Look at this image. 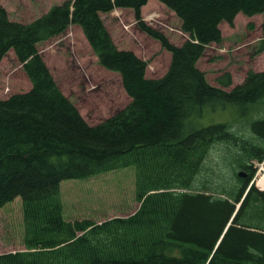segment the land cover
I'll list each match as a JSON object with an SVG mask.
<instances>
[{
	"label": "trees",
	"instance_id": "obj_1",
	"mask_svg": "<svg viewBox=\"0 0 264 264\" xmlns=\"http://www.w3.org/2000/svg\"><path fill=\"white\" fill-rule=\"evenodd\" d=\"M159 1L188 37L180 44L142 19L147 0H64L24 24L0 6V61L12 49L31 83L0 99V207L21 197L24 245L1 252L0 264H264V192L250 183L252 159L264 158V117L249 124L255 141L238 142L228 130L232 123L204 120L207 108L242 113L258 103L264 69H249L226 91L196 66L207 45L221 43L219 24H232L237 13L261 14L254 52L264 51V0ZM116 7L131 8L139 30L170 53L161 77H146L147 62L115 46L100 13ZM71 23L80 26L99 64L120 75L130 97L95 125L62 93L37 50ZM219 81L229 85V73ZM232 137L234 184L196 186L210 145L227 146ZM128 166L139 202L133 213L100 222L64 216L61 180Z\"/></svg>",
	"mask_w": 264,
	"mask_h": 264
},
{
	"label": "rangeland",
	"instance_id": "obj_2",
	"mask_svg": "<svg viewBox=\"0 0 264 264\" xmlns=\"http://www.w3.org/2000/svg\"><path fill=\"white\" fill-rule=\"evenodd\" d=\"M63 1L0 0V6L6 9L10 20L24 24L40 17L51 5ZM100 17L117 48L132 50L147 62L146 77L159 78L167 71L170 53L161 48L156 39L137 28L132 9L104 12L100 13ZM142 18L175 44L188 39L180 30V21L175 14L157 0H148L142 9ZM261 21V14H256L251 17H234L232 24L226 21L219 24L222 44L205 48L196 61V66L204 72L211 85L225 90L242 83L248 52L251 54L258 43L254 38L258 33L262 37ZM249 23H252L251 27ZM248 31H252V35L247 37ZM240 45L242 46L238 47ZM37 48L57 86L75 104L88 124L95 125L129 102L130 97L123 88L118 73L106 70L98 64L78 26H68L65 32L39 43ZM220 48H225V51L219 50ZM263 56L257 54L256 61L251 62L250 68L253 72L264 69V63L261 69L256 64L261 62ZM227 73L231 83L224 85L219 77ZM30 86L31 83L14 51L10 49L0 61V99L25 92ZM204 113L207 124L232 123L228 130L236 136L237 142L240 139L255 141L249 124L264 117V97L242 113L235 111L233 107L207 108ZM232 139L233 137L227 140L228 147L224 142L210 145L196 175V186L205 184L212 188L227 189L234 184L236 175L233 169L236 159L231 156V152L236 143ZM252 162L256 167L253 176L255 184L257 176L259 178L264 171L263 168L258 171V168L264 167V164H259L256 159H252ZM60 195L64 216L69 220L92 218L100 222L114 216L126 217L139 206L135 198V175L131 166L84 179H63L60 182ZM22 237V199L17 196L0 207V253L24 249Z\"/></svg>",
	"mask_w": 264,
	"mask_h": 264
},
{
	"label": "crops",
	"instance_id": "obj_3",
	"mask_svg": "<svg viewBox=\"0 0 264 264\" xmlns=\"http://www.w3.org/2000/svg\"><path fill=\"white\" fill-rule=\"evenodd\" d=\"M242 16H244L243 14H241V13H237V15L235 16V19L236 18H239V17H242ZM222 24V23H221ZM250 35H252V31H248L247 32V34H246V36L248 37V36H250ZM261 38V33H258L257 34V36L254 38L256 41L257 40H259ZM252 42V41H251ZM250 42V43H251ZM222 44V43H221ZM221 44H218V45H221ZM242 45H240V46H238V47H241ZM246 46V45H245ZM214 47H216V44H213V43H211L210 45H208L207 46V48H214ZM219 50H223V51H225V48H220ZM253 52V51H252ZM220 53V55H223L222 54V52H219ZM263 54L264 53H259V56H263ZM248 63H247V67H246V69H245V71L243 72V78H244V76H245V72L248 70V69H251L250 68V64H251V62H255L256 61V55H253L252 53L250 54V52H248ZM262 60H261V62L260 63H256L258 66H259V69H261L262 67H263V63H264V56L261 58ZM258 69V70H259Z\"/></svg>",
	"mask_w": 264,
	"mask_h": 264
},
{
	"label": "bare ground",
	"instance_id": "obj_4",
	"mask_svg": "<svg viewBox=\"0 0 264 264\" xmlns=\"http://www.w3.org/2000/svg\"><path fill=\"white\" fill-rule=\"evenodd\" d=\"M257 83V82H256ZM253 84V83H252ZM259 84V82H258ZM246 86V85H245ZM251 86V85H250ZM247 89V88H246ZM262 168V167H261ZM257 185L262 189L264 190V177H263V174H260L258 180H257Z\"/></svg>",
	"mask_w": 264,
	"mask_h": 264
},
{
	"label": "water",
	"instance_id": "obj_5",
	"mask_svg": "<svg viewBox=\"0 0 264 264\" xmlns=\"http://www.w3.org/2000/svg\"><path fill=\"white\" fill-rule=\"evenodd\" d=\"M238 175H239V176H243V175H244V172L239 171V172H238ZM238 205H239V203L237 204V206H238Z\"/></svg>",
	"mask_w": 264,
	"mask_h": 264
}]
</instances>
